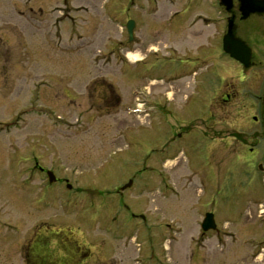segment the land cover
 <instances>
[{
	"label": "rangeland",
	"instance_id": "obj_1",
	"mask_svg": "<svg viewBox=\"0 0 264 264\" xmlns=\"http://www.w3.org/2000/svg\"><path fill=\"white\" fill-rule=\"evenodd\" d=\"M198 4L212 7L210 0H0V264H24L42 221L60 219L89 246L91 264H264L263 175L242 166L233 114L222 119L214 107L220 120L209 130L204 124L222 87L217 68L222 63L235 82L237 67L223 55L221 25L194 19ZM260 21L246 43L264 52ZM126 48L133 50L125 57ZM143 85L148 114L124 110ZM165 91L164 111L157 97ZM35 164L59 182L31 173ZM86 189L97 190L98 209ZM120 195L145 217L149 230L137 238L133 228L112 240L102 226L113 221L110 203ZM206 211L214 230L200 228Z\"/></svg>",
	"mask_w": 264,
	"mask_h": 264
},
{
	"label": "flooded vegetation",
	"instance_id": "obj_2",
	"mask_svg": "<svg viewBox=\"0 0 264 264\" xmlns=\"http://www.w3.org/2000/svg\"><path fill=\"white\" fill-rule=\"evenodd\" d=\"M199 1L202 0H198V2ZM210 1L212 7L209 10H205L204 5H195L197 10L194 13V19L201 21L205 26H210L213 23L217 25L219 23V25H221L219 26L220 29L215 31L217 37L220 36V39L227 33L228 27L230 26L231 38H237L248 46L249 58L247 65H244V63L233 59L228 53L223 51V55L232 59L237 67L236 81L226 80L224 74L226 69L221 63L216 71L220 77L222 87L214 102L208 107V117L207 121H204V124L206 129L209 130L210 128L208 125H212L220 120L214 113L217 109L221 110L222 115L220 118L223 117L222 119H226L233 114L235 119H237L236 122L239 130L236 131V129H234L232 134L235 132L236 139H238L240 143L241 141L243 142V153L241 154L243 158L242 166L255 168L257 173L261 172L264 176V161L261 159L262 156L259 155L260 148L258 142L260 139H264V52L261 50H254L246 43L247 33L258 34L260 30L263 29V22H261L260 19L264 18V11L254 10L248 12L246 16H243L246 7L249 8V6L245 3V5H243L241 0H229L231 5L227 7L219 4V0ZM215 6L218 7V15L213 17L212 9H215ZM132 50V48H126L125 52L127 53ZM204 57L205 60L203 61L205 65L208 66L210 54L205 53ZM114 58L117 60L116 54ZM136 74L137 71L135 72V75ZM145 88L146 85H143L141 89L135 92L139 94L140 99L144 101V106L152 108L153 105H149V101L145 97V93L147 92L144 91ZM111 91L114 92L113 89ZM136 98L137 97L134 96V100ZM157 98L160 100V106H158V108L165 111L166 103L169 100L166 91L161 97ZM214 107L216 110H213ZM229 134L231 133L229 132ZM245 140H247V142H245ZM38 169L41 173L46 174L47 169H43L41 166H39ZM58 182L59 180L56 179L51 183ZM114 199L115 201L110 203L112 204L110 210L115 209V215L112 216V222H115V224L112 222L107 224L105 221L102 225L105 230L110 229V231L114 233L111 237L112 240L125 236L127 233H130L133 228L137 233L135 238L140 235L143 229L149 230L148 227L144 226L145 217L141 211H135L133 208H130L123 200L124 198L122 196L114 197ZM98 203L100 202H89V204H91L90 209H98ZM122 209L124 212L119 216L121 213L120 210ZM59 222H61V219L49 221V223H47V221H42L41 227L44 233L37 234L36 232L30 239V248L26 251L24 264L92 263L89 260L91 257L89 246L84 247V245H80L78 243L79 234L75 233L68 225H63ZM61 224L63 226L57 227L56 229L53 227L56 225L60 226ZM96 236L97 235H93V233L89 235V237H92V242L96 241V239L98 240ZM147 240L151 241L148 235ZM136 244H139L137 240ZM138 249L140 250V247Z\"/></svg>",
	"mask_w": 264,
	"mask_h": 264
},
{
	"label": "water",
	"instance_id": "obj_3",
	"mask_svg": "<svg viewBox=\"0 0 264 264\" xmlns=\"http://www.w3.org/2000/svg\"><path fill=\"white\" fill-rule=\"evenodd\" d=\"M241 1H242L243 5L246 4L249 6V8L246 7V10H245V13L243 16H246L248 14V12L254 11V10L264 11V0H241ZM221 3L225 4L226 6H230L229 0H221ZM132 27H133V21L129 20L126 23V29H127V33L129 35V38H131V36H132ZM222 43H223L224 51L228 52L235 59L244 63V65H247L248 58H249V48L245 44H243L240 40L235 39V38H231L230 26L228 27L227 34H225L223 37ZM48 175H49V180L54 179L52 172L49 171ZM130 182L131 181H129L128 185L130 184ZM125 186H127V185H125ZM124 187H122V188H124ZM88 191L90 193L94 192L92 190H88ZM201 228L203 230L215 228V222H214L212 213H210V212L205 213L203 220L201 222Z\"/></svg>",
	"mask_w": 264,
	"mask_h": 264
}]
</instances>
